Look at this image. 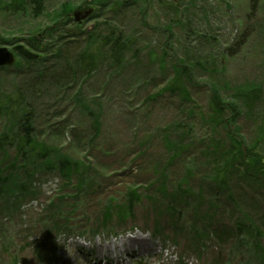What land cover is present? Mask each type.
I'll list each match as a JSON object with an SVG mask.
<instances>
[{
	"label": "rangeland",
	"instance_id": "obj_1",
	"mask_svg": "<svg viewBox=\"0 0 264 264\" xmlns=\"http://www.w3.org/2000/svg\"><path fill=\"white\" fill-rule=\"evenodd\" d=\"M86 1L44 0L48 10L62 2L76 8ZM160 1L163 0H139L136 5L123 6L113 17L107 12L108 22L126 31L132 42L133 48L125 54L120 66L101 59L89 77L79 76L75 88L63 94L47 89L31 105L36 107L39 140L76 158H85L97 173L98 192L89 193L85 204L72 214L75 218L70 219L80 223L87 218L88 226H94L93 215L109 194L132 185L141 190L161 168L166 171L167 185L171 187L183 181L188 170L192 177L186 183L202 193L203 207L215 197L213 204L217 208L209 237L203 240L201 257L184 245H173L151 235L152 224L143 222L145 200L136 206L133 221L122 227L113 223L111 235L105 231L91 235L77 225L70 230L74 235H53V241L41 249L43 212L50 199L62 190L72 191L63 186L57 172L41 171L26 184L30 190L36 189V197L19 192L0 196V264H52L51 260L45 261L47 257H52L54 264H87L80 250L92 258L102 254L115 256L119 252L114 247H123L134 238L145 239L151 245L148 250L126 249L144 264H212L213 261L223 264L233 242L225 230L232 231L237 222L234 213L252 219L253 225L264 234V171L256 173L249 183H231L226 194L215 189L207 178L210 148H216L220 157L225 158L232 141H240L243 147L264 157L261 108L257 104L247 113L240 97H235L251 84L264 90V0L252 13L249 0H173L178 7L176 15L160 5ZM148 2L151 4L142 22L139 8ZM35 22L41 26L50 23L43 18ZM35 22L18 15H0V37L18 36ZM92 25L88 21L86 28ZM176 58L180 60L177 63ZM176 64L187 68L188 78L180 77L177 85L187 89L190 99L186 101L194 105L186 104L178 93L162 90L174 78ZM20 84L21 78L6 76L0 82V93L14 94ZM54 86L57 90L60 85ZM78 88L81 99L74 106L68 96ZM215 90L223 101L225 128H212L209 94ZM231 103L241 113L234 112ZM6 122L7 118L0 116V127ZM179 143L177 154L173 147ZM32 164L38 167L41 162L34 160ZM7 197H11L12 204L5 206ZM14 203L18 209L11 211ZM63 218L56 219L62 223ZM192 223L201 228L205 222L184 214L180 220L183 225L180 242L192 241ZM101 247L105 250H100ZM219 250H222L220 261L213 258L219 255ZM251 255V250L242 248L240 252L230 253L226 264H241ZM250 264L259 263L253 258Z\"/></svg>",
	"mask_w": 264,
	"mask_h": 264
},
{
	"label": "trees",
	"instance_id": "obj_2",
	"mask_svg": "<svg viewBox=\"0 0 264 264\" xmlns=\"http://www.w3.org/2000/svg\"><path fill=\"white\" fill-rule=\"evenodd\" d=\"M138 1L129 0L126 3L120 0L94 1L95 11L100 8L102 12L100 15L97 12L101 19L96 18L92 27L87 30L69 18L72 7L67 2H62L52 10H48L44 0H0V15H18L30 18L34 22L39 18L50 21L43 26L35 22L18 36L0 37V45H13L24 41L29 48L39 54L31 61L21 58L11 67H0V82L6 76L21 78V84L14 94L0 93V116L7 118V122L0 127V196L19 192L24 196L36 197V189L30 190L26 184L41 171L57 172L63 186L72 190L70 193L62 190L50 199L46 211L43 212L44 219L40 222L45 242L41 245L45 247L48 245L46 241L53 233H65L78 224L70 218H75L72 214L79 206L85 204L89 193L98 192L99 179L90 161L76 158L72 153L63 152L39 140L35 126L36 107L32 105L36 99L51 89L63 94L66 90L75 88L79 84L77 83L79 76L89 77L98 67L96 62L101 59L112 61L116 67L120 66L125 54L133 48L132 42L126 31L108 22L107 12L109 11L108 15L113 17L123 6L136 5ZM260 2L261 0H249L250 13ZM159 3L173 15L177 14L178 7L175 1L163 0ZM150 4L148 2L142 5L139 8L140 14L144 13ZM92 17L90 19H93ZM135 53L136 51L134 55ZM165 53L167 54L166 47L162 49V54ZM177 61L180 60L176 58V63ZM182 76H188L187 68L176 64L174 78L162 90L178 93L183 101H186L190 99L187 89L177 85ZM54 84L60 85L57 90L54 89ZM241 90L243 91H237L235 97H240L245 111L252 112L258 104L261 108L260 119L264 122V90L255 84ZM68 99L74 106L79 104L80 89L78 88L72 96H68ZM189 101H186V104L192 102ZM209 102L212 110V128L216 126L225 128L223 101L216 90L209 94ZM229 106L234 108V112L241 113L233 103ZM93 122L94 129L97 130V119L94 118ZM180 144L173 149L177 150ZM208 154L210 175L207 178L221 194H226L231 183L235 181L249 183L255 178L256 173L264 171V157L256 150L243 147L240 141H232L231 146L225 151V158L220 157L216 148H210ZM34 160L41 164L35 167L32 164ZM165 173L161 168V172L156 174L154 180L141 188L142 191L138 186L132 185L125 187L124 191H115L112 195L106 196L93 215L94 226H88L87 218L80 224L84 227L83 232L114 233L112 226L118 224L122 227L127 222L133 221L136 206L145 200L143 222L145 225L147 222L152 224L151 235L165 241L169 240L174 245H184V248L191 249L200 256L201 249L204 248L203 240L209 237V227L214 225L212 220L217 216L215 212L217 208L213 204L215 197L208 200L207 205L203 207L202 193L198 189L194 191L186 183L192 177L190 171H186L182 177L183 181L176 182L171 187L167 185ZM9 204H12L11 197H7L4 201L5 206ZM16 205L17 203H14L11 206V211L18 209ZM184 214L205 222L202 223L201 228H197L196 223L191 224V230L194 232L191 236L192 241L187 243L179 241L183 231L180 220ZM234 215L237 222L232 226L233 235L231 228L225 230L229 238L232 236L233 242L228 250L229 257L223 261V264L230 259V253L240 252L242 248L251 250L252 255L247 256L241 264H250L253 258L257 263L264 264L263 232L253 225L249 217L238 216L236 213ZM60 216L64 217L62 223L56 219ZM214 230L217 237V231L215 228ZM218 239L222 242V239ZM218 253L219 255L214 259L220 261L222 250ZM212 264L217 263L213 261Z\"/></svg>",
	"mask_w": 264,
	"mask_h": 264
},
{
	"label": "water",
	"instance_id": "obj_3",
	"mask_svg": "<svg viewBox=\"0 0 264 264\" xmlns=\"http://www.w3.org/2000/svg\"><path fill=\"white\" fill-rule=\"evenodd\" d=\"M76 15H77V13H76ZM85 15H87V13ZM75 19L78 20L77 17H75ZM13 50L17 51L19 54H21L23 57H25L27 59H33L36 57V55L29 52L22 45L14 46ZM13 62H14L13 53L5 47H0V66L10 65Z\"/></svg>",
	"mask_w": 264,
	"mask_h": 264
},
{
	"label": "bare ground",
	"instance_id": "obj_4",
	"mask_svg": "<svg viewBox=\"0 0 264 264\" xmlns=\"http://www.w3.org/2000/svg\"><path fill=\"white\" fill-rule=\"evenodd\" d=\"M135 247L142 248V249L146 248L148 250L151 248V245H149L145 239L134 238V239L126 242L123 245V247L120 246L119 251L121 252V251H125L127 248H135ZM114 248L116 249V247H114ZM100 250H105V247L104 248L101 247Z\"/></svg>",
	"mask_w": 264,
	"mask_h": 264
},
{
	"label": "flooded vegetation",
	"instance_id": "obj_5",
	"mask_svg": "<svg viewBox=\"0 0 264 264\" xmlns=\"http://www.w3.org/2000/svg\"><path fill=\"white\" fill-rule=\"evenodd\" d=\"M84 5H85V3H83L82 5H81V10H82V13H83V11H84ZM88 5H90V3L88 4Z\"/></svg>",
	"mask_w": 264,
	"mask_h": 264
}]
</instances>
